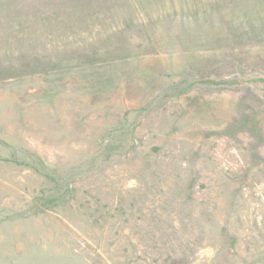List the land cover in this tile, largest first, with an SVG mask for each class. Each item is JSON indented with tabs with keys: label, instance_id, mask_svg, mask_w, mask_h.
<instances>
[{
	"label": "rangeland",
	"instance_id": "374dc122",
	"mask_svg": "<svg viewBox=\"0 0 264 264\" xmlns=\"http://www.w3.org/2000/svg\"><path fill=\"white\" fill-rule=\"evenodd\" d=\"M0 264H264V0H0Z\"/></svg>",
	"mask_w": 264,
	"mask_h": 264
}]
</instances>
